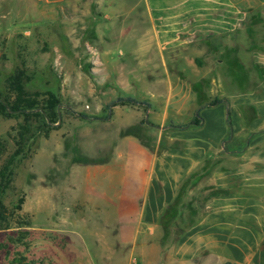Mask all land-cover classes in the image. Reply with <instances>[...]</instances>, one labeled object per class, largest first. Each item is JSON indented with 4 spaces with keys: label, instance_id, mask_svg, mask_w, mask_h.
<instances>
[{
    "label": "crops",
    "instance_id": "crops-1",
    "mask_svg": "<svg viewBox=\"0 0 264 264\" xmlns=\"http://www.w3.org/2000/svg\"><path fill=\"white\" fill-rule=\"evenodd\" d=\"M25 1L31 19L60 12L65 40L86 55L107 56L112 37L128 50L98 102L105 114L82 121L95 130L82 155L97 163L76 167L71 201L93 212V236L80 240L98 251L89 264H163L165 251V264H189L204 250L231 251L221 264H260L264 0ZM121 97L135 103L107 104ZM188 178L206 187L203 213L174 239L162 217Z\"/></svg>",
    "mask_w": 264,
    "mask_h": 264
},
{
    "label": "rangeland",
    "instance_id": "rangeland-1",
    "mask_svg": "<svg viewBox=\"0 0 264 264\" xmlns=\"http://www.w3.org/2000/svg\"><path fill=\"white\" fill-rule=\"evenodd\" d=\"M29 7L25 0H0V96L5 95L6 78L23 68L29 77L24 90L50 92L59 105L46 135L20 115L0 116V169L11 161V182L0 196L10 214L8 228L0 230V264H89L88 256L98 251L83 249L80 240L93 236V212L83 206L74 208L71 201L74 171L85 156L82 149L91 150L95 131L82 124L81 116L105 114L98 112V102L110 98V82L115 80L111 73L129 64L128 50L125 41L112 37L103 50L107 56L100 49L97 55H86L65 40L62 30L67 24L60 12L51 19H31ZM81 43L91 46L93 42L86 38ZM91 61L100 73L99 82V75L91 73ZM202 182L194 179L178 195L177 211L165 224L166 235L172 233L175 239L199 220L207 195ZM20 195L24 202L17 213L14 205ZM164 253L163 264L168 251ZM258 253H264V239ZM232 257L229 250H204L189 264H221Z\"/></svg>",
    "mask_w": 264,
    "mask_h": 264
},
{
    "label": "trees",
    "instance_id": "trees-1",
    "mask_svg": "<svg viewBox=\"0 0 264 264\" xmlns=\"http://www.w3.org/2000/svg\"><path fill=\"white\" fill-rule=\"evenodd\" d=\"M29 80V77L25 74V70L23 68H16L10 76H8L4 82V90L5 95L0 96V116H16L20 115L24 118V122H34L35 130L42 132L43 134H47L49 130H51V124L57 119V112H55L56 107L59 105V101L55 95L50 92H28L24 90L23 84ZM127 102V103H135V101L131 98L125 99H117L116 101H112L111 104H116L118 102ZM220 102L218 99H214L207 103L209 106L216 105ZM200 107L196 109V115L191 125L198 124V116L197 113ZM81 116V115H80ZM81 118L86 119L81 116ZM189 124V125H190ZM180 128V127H174ZM20 151H17L13 157L17 156ZM87 159L86 161H84ZM80 163L83 164H95L97 163L94 157L86 158L84 156ZM10 165L11 161H8L6 165H4L0 169V196L2 192L8 188L10 184ZM193 179H186V181L182 184L178 193L176 195L174 203L169 207V209L164 213L162 217V223L165 224L169 222L175 212L177 211V202L179 200V194L185 191V188L192 184ZM181 196V195H180ZM23 195H20L14 205V212L19 213L21 211V207L23 204ZM176 203V204H175ZM166 215H168L166 217ZM10 214L7 212L5 207L2 205L0 200V230L7 229L8 227V217ZM222 264H235L230 262H224Z\"/></svg>",
    "mask_w": 264,
    "mask_h": 264
}]
</instances>
